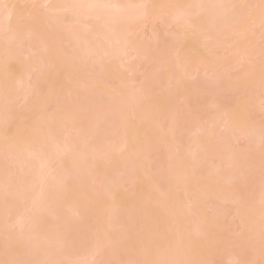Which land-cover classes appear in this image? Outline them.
<instances>
[{
  "label": "bare ground",
  "instance_id": "bare-ground-1",
  "mask_svg": "<svg viewBox=\"0 0 264 264\" xmlns=\"http://www.w3.org/2000/svg\"><path fill=\"white\" fill-rule=\"evenodd\" d=\"M0 1L4 8L0 12V256L4 257L0 264H213L217 255L208 244L214 245L209 243L214 235L211 239L199 209L202 199L209 198L237 203L235 216L243 229L240 243L259 240L253 261L262 257L264 263V150L255 162L247 159L250 145L264 139V126H248L245 105L239 106L243 112L236 113L237 118L231 111L216 110L206 126L199 109L185 110L182 104L193 86L189 80L199 68L207 71L211 65V59L198 51V42H190L194 49L189 55L184 51L188 46L178 45L174 55L179 52L182 57L174 58L169 70L159 71L154 81L134 85L132 79H124L123 85V74L117 70L135 73L133 60L146 58L135 32L149 15L164 14L169 25L204 33V39L216 43L217 34L233 37L245 33L249 22L258 25L260 0H240L244 4L237 7L233 5L238 0H177V5L176 0H165L164 5L161 0H21L28 4V15L17 9L16 0ZM32 7L44 10L37 13ZM26 43L33 49L25 50ZM242 46L249 55L248 40L237 46L236 55L243 54ZM246 54L241 60L233 56L229 65L247 60ZM254 76L227 80L225 89H220L231 94L246 89L252 91L250 97L254 92L263 96V77ZM218 78L213 75L206 85L210 91ZM113 79L120 80L121 87L105 88ZM73 80L76 84L69 85ZM157 92L164 95L160 98ZM17 101L28 110L20 116L13 109ZM212 106L218 109V101L212 100ZM220 115H224L220 123L226 121L224 128L219 125L224 135H216L214 129ZM13 117L17 120L12 126ZM185 133L194 139L188 148L181 143ZM237 139H245L248 147L233 150L229 142ZM158 149L165 153L166 165L155 174L150 172L149 153L158 155ZM213 159L218 163L213 165ZM143 169L147 178L140 175ZM247 169L253 183L235 182L237 174ZM205 170L216 176V183L206 178ZM141 178L150 183L146 189L155 197L149 192L148 198V191L139 189L132 192ZM123 182L132 195L121 191ZM117 190L120 196L123 192L125 207L116 198ZM137 192L147 198L133 194ZM212 220L209 223L216 221ZM182 226L189 228L187 235ZM189 235L197 238L191 240ZM218 240L212 242L222 247L224 242ZM194 243L198 248L192 247ZM229 260L241 262V256L232 254Z\"/></svg>",
  "mask_w": 264,
  "mask_h": 264
},
{
  "label": "rangeland",
  "instance_id": "rangeland-1",
  "mask_svg": "<svg viewBox=\"0 0 264 264\" xmlns=\"http://www.w3.org/2000/svg\"><path fill=\"white\" fill-rule=\"evenodd\" d=\"M11 1L12 0H8L7 1L8 4ZM14 1L15 0H13V2ZM16 1H17L16 2L17 5H18L17 9L19 11L23 10V11H21L22 14L23 13H26L27 12L26 10H27L28 4H27V6H24V5H26V3H24V5H23V4H21V0H20V2L18 0H16ZM139 1L140 0H133V2H135V3L136 2H139ZM176 2H177V0L175 1V4H176ZM235 2H234L235 4L233 6H236V7L239 6V5L243 6V4H244L240 0H238V2L237 1H235ZM2 3L3 2L0 1V12L1 13L4 10V8H1L2 7ZM166 3L167 2H165V0H161L159 2V4H162V5H164ZM259 4H261V8L259 6H257V7H259L261 10L259 9L260 10V13H259V15H260V17H259L260 18L259 19L260 20V23L258 25H257L258 22L256 24H254V23L251 24L249 22V24L251 26H250V28L248 27L249 29H247V28L245 29V33H242L241 32L238 35L236 33H235V35H234V33H231V34H233L236 37H234V36L232 37V35H229V34L228 35L226 34L227 36H225V35L223 36L222 35L223 37H221L220 34H217V37L219 35L220 39H218L219 42L217 41L216 43L214 42V40H212V38L210 40L204 39L203 38L204 33L203 34L202 33H199L198 34V33H196L198 31H196L195 29L194 30L196 32L193 31L192 29H189V28H188L189 30H186L185 29L186 30L185 31L184 28H182V27L181 28L180 27L178 28L177 26H175L176 24L174 25V24L171 23L169 25V23L167 21L168 19L166 17H163L164 16V14H163L164 12H162L163 15H159V16H162L163 17L162 19H160L159 16L149 15L150 17L148 16V18H146L143 21H140L137 24L136 32H135L136 38L140 41V47L142 49V52L145 53V57L146 58L145 59H141L142 57H138V58H136V59L133 60V63L135 65V68H137V71L135 73H130L131 75L130 74L127 75L128 73L125 72V70H123V69L122 70L121 69L120 70L117 69L118 70V73L120 75L123 74V79L122 78L120 79L121 80V83L123 84L126 79H128V81H132L133 80L132 82H134V85L141 84L145 79H148L150 81H154L156 79V77L159 75V71L160 72H167L169 70L168 67L171 64H174L175 63V61L173 60L174 58L177 59L178 57H182L179 52H178V56L175 57L176 54L174 53V51L176 50V48H177L178 45H181L183 47V49L185 48L184 46H188L189 49L186 48L188 50L185 49L184 51L188 52V55H189L191 53V51L194 49L193 48L191 50V48H190L191 45L190 44H192L193 41L196 42V43L198 42V44H196V45H199V43H200L201 46H198L199 47V50L197 49V47H195V49H197L198 51H200L202 56H208L211 59L210 60L208 58L210 60V64L211 65L210 66L208 65L209 67L207 69L210 70L211 69L210 67H212L213 69H211V70H212L213 73H211V75H209V71L208 70L207 71H202L201 68H199L197 76H195L193 79H190L189 80V83L192 82L193 83V86H190L189 90L191 92H189V96L186 99L185 103L183 102L184 104H182V106L183 105H184V107L186 106L185 110L193 113V112H195V111H197L199 109L198 111L201 112L200 119L202 121V124H205V126H206L207 122L209 121V119L211 118V116L213 115V113H216L217 112L216 110H219V112H222L220 114H224V113H227L228 114V112L231 111L232 115H234L235 118H237L236 113L238 114L240 112V114H241V111L243 112V110H242L243 107L241 108V111H239L240 110L239 109L240 108L239 106L245 105L246 106V109L244 108L245 109V112L244 113L247 116V123L249 125L247 123L246 124L248 126L255 125V128H256V125H259V126L262 125V126H264V95L262 96L261 93H259V94L255 93L254 91H256V90H253L254 93L252 94L251 97L249 96L252 93V91H250V90L249 91L251 93L248 91L249 94L246 91V89H245L246 92L244 91V93H239V94H235V92L233 94H231V93H228L229 91L227 89L225 90L226 92L223 90V88H224L223 85H225L224 83H226L227 80H231L233 78H239L240 76H243V77H249L250 76L251 77L253 75L256 76V74H258L261 77H263V80H264V36H263L264 35V26H262V23H264L263 22L264 21V17H262V0L259 1ZM22 5L24 7H21ZM19 6H20V8H19ZM32 8H33L32 9L33 12H37L39 10L37 13H39L40 10H41V12L44 10L43 7H42L43 10H42V8L39 9V7L38 8L35 7L36 9H34V7H32ZM157 8H159V5H158ZM160 8H163V6H160ZM28 9H29V7H28ZM233 9H236V8H233ZM238 9L239 8H237V10ZM240 9H241V7H240ZM154 10L155 9H153V11ZM32 11L30 10L29 12H32ZM29 14L33 15V13H29ZM27 15H28V12H27ZM155 15H157V14H155ZM28 17L31 20L30 16H28ZM28 17H25V20ZM29 19H28V21L31 22L32 20L30 21ZM25 20H22V21L25 22ZM15 21H17V20H15ZM19 22L20 21L18 20V23ZM238 23H239V20H238L237 24ZM214 37L216 39V36H214ZM247 40L249 41V43H251V46H252L251 48H248L249 51H250V53L248 52V49H246V51L249 53V55H247L246 52L243 50L244 49L243 48L244 46L239 47V49L240 48H243V49H240V50H243V52L241 51V54L242 53L243 54H246L249 57H247L245 55L247 57V60H245V57H242V59L244 58L245 61H243V60L240 61L241 60V56L243 54L242 55H236V52L238 51V49L236 51V48H237V46L239 44L240 45H243L245 41L247 43ZM191 41H192V43H190ZM154 43H156V46L155 47L153 45ZM236 44H237V46H236ZM192 46H193V44H192ZM28 48H32L33 49V46L26 43L25 46H24V49L27 50ZM233 48H234V51H233ZM197 52H195V54ZM233 53H235V55H233ZM67 54H68V52H67ZM67 54H66V57H67ZM179 54H180V56H179ZM237 54H240V52L237 53ZM68 55H70V54H68ZM198 55H199V58H200L201 57L200 54H198ZM191 56L193 57L194 55H191ZM233 56H234V58L236 60L237 59H240V60H238L237 62L236 61L233 62L232 63L233 65L230 62V65H229V61L233 60L232 59ZM22 58H24V57H22ZM67 60L68 59L66 58V61ZM172 60L174 61V63H171ZM179 60H180V58H179ZM193 60H194V62L193 61L192 62L194 63L195 67H197L196 64L198 63V57L196 59L197 60L196 61L197 63L195 62V58ZM241 66H243V67H241ZM204 67H203V69H205ZM118 68H119V66H118ZM159 69H161V70H159ZM117 70H115V72H117ZM115 72L113 73L112 77H114ZM80 74H78L77 77L79 76V78H80ZM119 74L116 77L119 78V76H120ZM213 75L214 76L215 75H217V76L219 75L218 81L217 82L215 81L216 83H214L216 87H219V90H218V88L216 89L215 86L213 85V87H212L213 89L210 91V89H209L210 87H208L206 85H210L209 82L213 81ZM82 76H81V78H82ZM255 76L252 77V78L254 79ZM79 78H77V79H79ZM256 78H257V76H256ZM258 78L260 80V77L259 76H258ZM130 79H132V80H130ZM120 80L119 81L117 79L107 80V82L105 81L106 82V85L104 84L105 85L104 87L106 88V86H107V88H109V89L118 88L117 86L121 87L120 86L121 85ZM200 80H202V83H200ZM263 80H262V82H264ZM246 81H247V79H246ZM73 82H74V80L71 81V83L70 82L69 83L67 82V83L69 85L70 84L72 85ZM79 82H80V79H79ZM125 82H127V80ZM231 82H233V81H231ZM74 84H76V82H74ZM261 84H259V85H261ZM123 85H125V84H123ZM73 86H78V85H73ZM221 86L223 87L222 89H220ZM246 86H248V84H245V87ZM248 88H247V90H248ZM157 93H156V95H158V97L161 98L163 93H161V92H159L158 94ZM261 97H262V99H260ZM150 99H151V97H150ZM155 99H156V96H155ZM212 100H217L218 101V109H215L212 106ZM157 101H158V99L156 100V102ZM152 102H155V100H153ZM13 109H14L15 112L17 111L16 113L19 112L18 113L19 116H20L21 113L25 114L24 113L25 109H26V112L28 111L27 108L24 107L23 103H20V101H17L14 104ZM15 112H14V114H15ZM55 113H57V112H55ZM50 114H51V112H50ZM242 115H243V113H242ZM16 116H17V114L15 115V118H17ZM234 116H232V117L234 118ZM213 117H214V115H213ZM238 117H240V116H238ZM17 119H14V117H13L12 120H15V121L10 120V121H12V122H10V124L11 125L12 124L13 125H16V124H14V122L16 123V120ZM221 119H222V121H224V115H220L219 116V123H220ZM219 123H218V126L219 125L222 126L223 123L222 124L221 123L219 124ZM225 123H226V121H225ZM225 123L223 125H225ZM20 124H21V122H20ZM218 126H216V127H218ZM9 127H10V125H9ZM222 127L224 128V126H222ZM257 128H258V126H257ZM214 129L216 131V135L223 134V132H222L223 129L220 128V126L218 128H214ZM184 137L185 138H183V140H181V143H182V145L184 147L188 148L189 145H191L192 144V141L194 140L193 139V135H188V134L185 133V136ZM255 144H251L250 145L251 151L247 154L248 155L247 159H248L249 162H251L253 159H255L259 155V153L261 152L260 150H264V139L259 144L257 143L256 146H255ZM229 145H230V147L233 150H240V151L243 150V149H246V147H248L247 141L245 139H237L235 141L230 140ZM190 147H192V146H190ZM155 149H157V148H155ZM151 151H152V149H151ZM161 151L159 153V149H158V155H156L157 152L156 153L154 152L155 153V154L153 153L154 156H153V154H151L152 152L149 153L150 159H152L149 162V164H150V172L151 173L154 172L156 174L157 171L159 173L160 172V169H161V171H163V169L165 168L166 162H165V159L163 158V156H165V153L163 152V154H162ZM260 158H263V155H261ZM258 159H257V161H258ZM217 160L216 159H213V161L211 163L214 165V164L218 163ZM145 161H147V160L145 159ZM149 164H148V166H149ZM143 165H146V164L144 163ZM210 166L212 167V165H210ZM260 166H262V164ZM198 168H197V170H198ZM209 168L208 169L206 168V169L207 170H210ZM207 170L204 171V173L206 175V178H209V181H210V179L212 181L214 179V182H215V180H216L215 177L216 176L214 175V178H213V175L209 174L210 172L208 173ZM225 170L223 169V172ZM249 170H252L253 171V167L251 166ZM249 170L247 169L245 171H240V173L237 174V178L235 179V182H244L246 184L253 183L254 180H253V177H252V179L250 178L251 177V173H250ZM9 171H11V173H13L12 176H14L16 174V172L13 169L12 170L10 169ZM144 171H146V170L143 169V172ZM143 172L140 175L143 176L145 173H146V175H148L147 172H144V173ZM16 175L18 176V174H16ZM140 175H139V177H140ZM143 177H146L147 178V176H145V175ZM15 178H14V180H15ZM146 178H141L140 181H142V179H143V182H140L139 183V181H138L135 184V186H134L135 188H133L134 190L132 192H136V191H138V189L140 190V192L142 191V193L143 192L145 193V191H148L146 193L148 194L149 192H151V197L153 198V196L155 197L156 194H154L152 192V190L149 191L150 189L149 190L146 189V187L148 188L150 186L149 185L150 183L148 181H146ZM201 178H202V176H201ZM121 179H124V178H121ZM144 179H145V181H144ZM204 180L206 182V179L205 178H204ZM198 181H199V179L197 180V182ZM209 181L207 182V184L209 183ZM212 181H210V182L212 183ZM144 182L145 183L147 182L146 183V186H144L145 185ZM197 182L195 184H197ZM200 182H202V181H200ZM200 182H198V184H200ZM192 183H193V181H192ZM211 183H209V185H211ZM124 184L126 186V183H124ZM124 184H122V185L124 186ZM195 184H194V186H195ZM123 186H122V190L121 189H119V190H121V191L124 190V193H129L130 192V194H131V191L130 190H132V189H130V187H127L128 185L126 186L127 189L126 188H123ZM152 188H153V186H152ZM116 192H117L116 193L117 194V197H116L117 199L118 198L121 199V197H124L123 196V192H121V196H120V194H118V193H120V191L117 190ZM133 194H135V195L137 194V196H140L141 195V197H144L145 196V198H147V195L139 194V192L133 193ZM136 198H138V197H136ZM148 198H150L149 194H148ZM120 199H119V201L122 202V204H123L122 206L125 207L126 206L125 201H122L123 198L121 200ZM119 201L117 202V204H120ZM234 202L232 200L230 201V199L229 200L228 199L227 200H223V198L222 199L221 198L220 199L209 198L208 200H205V199L203 200L202 199V201H201V205H200L201 207H199V209L202 208L203 211H204V215L206 216L205 217V220H206L205 221V225H207V227H205V229L208 228V227H210L208 229L209 236L210 235H214L213 239H212V236H210L211 239H212V241L213 240L216 241V240L219 239L218 240V243L222 241L221 243L224 242L223 246L226 244L225 247H223V246L220 247L221 245L220 246H216L217 244L215 245V241L214 242H212V241L209 242V243H214L215 246L213 244H208V245L211 246L210 247L211 248V251H213L214 254L216 253V255H217L214 258V261H213L214 263L213 264H236V262L234 263L231 260H229V257L232 254H239L241 256V264H262V262H261L262 257L261 256H260L261 257L260 260L258 259L256 261H253L254 258H253V255H252L254 253V252L252 253V251H255V249L253 250V248H254V246H256V244L259 243V240H258V243H257L255 241V239L253 240V238H254L253 237L251 240L248 241V243L246 245H244V243L243 244L240 243V241H241L240 240L241 239V233H243V229L241 231L240 225H239V223H238V221L236 219L235 213H236V210H237V207L238 206L236 205L237 203L235 204ZM114 205H116V204H114ZM189 208H190V206H189ZM199 209L197 210V212L199 211ZM163 216L165 217V214H162V218H163ZM213 218L216 219V221L214 223H212V222L209 223V221L212 220ZM212 221H214V220H212ZM90 224H91V222H90ZM93 224L95 225L96 222H93ZM186 226H188V225H186ZM186 226H182V228L184 227L185 229H182L181 228L182 230H184L185 235H187L186 233L189 231V228H187L188 231L186 230ZM89 227H90V225H89ZM82 230H84V229H82ZM82 230H80V231H82ZM118 231H119V229H118ZM260 231H262V230H260ZM87 232H90V231H87ZM119 232H118V234H119ZM115 233H117V232L115 231ZM123 233H125V232H123ZM91 234H94V233H90V235ZM87 235L89 236V233ZM133 235L134 236L132 238H134V240H136L135 239L137 237L136 234H133ZM189 236L191 238V236H193V235H189ZM200 237H199V239H200ZM129 238H130V236H129ZM193 238H194V236L191 238V240ZM195 238H197V237H195ZM201 240H202V238H201ZM131 241H133V239ZM209 241H210V239H209ZM136 242L138 243V241H136ZM193 242H194V240H193ZM195 243H196V240H195ZM195 243H194V245H192V247L193 248L194 247L195 248H198L197 246H195L196 245ZM261 245L264 246V243L261 244ZM205 247H207V245ZM217 248H219V249H217ZM258 249H260V248H257L256 251H258ZM0 251H1V249H0ZM255 254H257V253H255ZM3 258L4 257H1L2 260H4ZM263 262H264V260H263Z\"/></svg>",
  "mask_w": 264,
  "mask_h": 264
},
{
  "label": "snow or ice",
  "instance_id": "snow-or-ice-1",
  "mask_svg": "<svg viewBox=\"0 0 264 264\" xmlns=\"http://www.w3.org/2000/svg\"><path fill=\"white\" fill-rule=\"evenodd\" d=\"M95 7V6H94ZM99 7H106V6H104V5H100ZM142 7H147V5H144V6H142ZM234 7V6H233ZM262 17H264V0H262ZM262 26H264V23H262ZM129 264H140V262H134V261H132V262H129ZM236 264H241V262H239V261H237L236 262Z\"/></svg>",
  "mask_w": 264,
  "mask_h": 264
}]
</instances>
